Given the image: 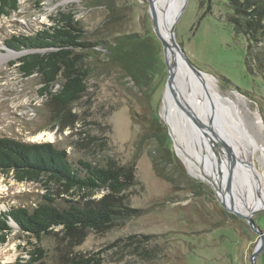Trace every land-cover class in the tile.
Returning <instances> with one entry per match:
<instances>
[{
    "label": "rangeland",
    "instance_id": "rangeland-1",
    "mask_svg": "<svg viewBox=\"0 0 264 264\" xmlns=\"http://www.w3.org/2000/svg\"><path fill=\"white\" fill-rule=\"evenodd\" d=\"M108 1L123 15L107 27L110 33L136 31L156 37L147 0ZM18 2L17 10L0 15V136L29 143L50 142L65 149L71 161L80 158L98 166L124 167L121 190L113 197L119 206L132 210L103 230H87L73 237L60 231L44 236L38 245L45 256L33 264H68L73 256L92 253L98 259L96 264H251L250 256L264 238V206L250 213L254 226L225 209L212 185L189 172L170 133L174 154L187 175L199 184L177 182V173L169 165L163 170L166 177L158 175L149 153L155 145L138 142L140 126L131 118V109L139 112L143 99L140 94V98L135 97L137 89L132 88V81L115 71H92L80 96L60 105L51 94L57 92L59 82L50 92L40 94V76H23L16 62L22 53L4 44L11 35L32 33L50 24V17L57 11L74 12L88 38L102 37L100 29L109 15L107 0H43L39 5L34 0ZM226 14L223 7L212 5L209 10L203 0H188L176 22L175 35L188 59L202 72L201 78L195 76L197 92L191 95L190 109L205 120L200 123L204 135H215L229 148L225 153L234 158L238 145L246 148L251 140L264 148V80L254 64L246 66L247 41L233 32ZM96 50L101 49L97 46ZM7 53L18 55L4 58ZM159 59L161 67L151 105L168 131L169 126L161 118L167 77L162 47ZM184 93L188 94L187 88ZM252 159L257 179L264 186V164L257 155ZM215 169L225 185L224 192L236 194L235 180L231 183L225 172L224 182L221 167ZM51 191H55L54 186ZM107 192H90L82 200L96 201ZM46 193L41 182L17 181L12 173L0 172V211L19 206L31 209ZM245 194L242 190L239 195L249 201V194ZM74 199L79 200V196ZM10 225L12 230L5 242L0 239V264H30L26 250L32 245L16 224L10 221ZM255 262L264 264V246Z\"/></svg>",
    "mask_w": 264,
    "mask_h": 264
},
{
    "label": "trees",
    "instance_id": "trees-1",
    "mask_svg": "<svg viewBox=\"0 0 264 264\" xmlns=\"http://www.w3.org/2000/svg\"><path fill=\"white\" fill-rule=\"evenodd\" d=\"M19 0H0V15H8L19 7ZM39 5L43 0H34ZM207 9L212 5L223 7L233 32L247 41L246 66L254 64L264 80V0H203ZM108 18L100 29L102 37L90 39L85 35L76 14L57 11L51 23L32 33H20L4 39V44L15 52L25 51L16 62L23 76L37 74L41 78L40 94L50 92L59 82L52 99L60 105L75 101L85 90L86 80L92 71H115L120 77L132 81L136 98L141 100V110L131 109L132 120L140 126L139 143L153 144L149 151L153 169L162 177L163 170L171 166L177 173L176 181L193 185L191 179L174 154L166 126L151 105V96L160 72L159 52L161 43L153 34L136 31H115L108 26L118 13L114 3L107 0ZM111 24V25H110ZM97 46L101 50H96ZM104 50V53L102 52ZM104 57L103 59H100ZM89 59V61H88ZM90 59L92 61L90 62ZM140 94V97H139ZM124 167L98 166L88 160L69 159L63 148L50 142H24L0 136V172L12 173L17 181L41 182L48 193L33 208L19 206L0 211V239L5 242L12 227L28 238L32 249L30 264L44 258L45 250L38 245L44 236L58 231L73 237L87 230H103L128 214V207L118 205L113 197L121 190ZM55 191H51L52 187ZM107 189L99 200L85 199L90 192ZM64 195H67V197ZM79 196V200L74 199ZM62 200L64 203H59ZM115 200V201H113ZM35 239V242L31 241ZM92 255H76L68 264H96Z\"/></svg>",
    "mask_w": 264,
    "mask_h": 264
},
{
    "label": "bare ground",
    "instance_id": "bare-ground-1",
    "mask_svg": "<svg viewBox=\"0 0 264 264\" xmlns=\"http://www.w3.org/2000/svg\"><path fill=\"white\" fill-rule=\"evenodd\" d=\"M154 1L156 10H151V13L155 19V28L158 35L165 39L167 37L171 21L176 19L178 16L180 17V13L185 6L186 0L178 12L177 8L180 5L181 0ZM17 55L18 53H7L4 55V58L9 59L16 57ZM169 55L170 61L174 64L177 72V82L179 85L182 83L184 87L188 89V94L185 95L184 93V100L191 108V103L193 102L191 95L197 92L194 91L195 76L188 71L182 59L179 57L177 49L174 45L171 46ZM163 95V104L161 107L162 119L169 126L170 134L172 135L174 145L176 146V152L184 162L189 172L193 176L201 179L204 178L206 181H209L210 184L220 188L221 186H225L224 183L219 180L220 176L217 174L218 171L216 172L215 169V167L220 166L221 174L224 176V182H226L225 172L229 173L228 177L231 183L235 180L234 191H236V194L232 195L230 192H224V199L226 198L225 200H227L229 204L236 207L234 209L245 215H250L253 210L263 207L264 186L260 185L257 179L258 171L252 159L255 155H257L260 164H264V148L261 144L251 140L249 142L250 144L247 145L246 148L242 145H238L237 150L233 149L235 150V156H233L235 158L234 159L228 155V152L227 154L225 153V151L229 150V148L227 147L228 149H226V144L224 142L223 147L222 143H220L215 135L207 134V136H204L200 129L192 124L191 120L181 110L177 99L168 86L165 88ZM205 115L207 117V114ZM194 116L196 117L198 123L205 122L203 118L196 115ZM211 124H213L216 128L213 122H211ZM222 131L226 132V130ZM225 136L226 141V133ZM199 137L202 138V140H200ZM228 144L230 145V143ZM219 145L222 146L223 149H216ZM213 146L215 148H213ZM218 158L220 160H218ZM242 190L247 193L245 195L249 194V201L242 200V196L240 197L239 194H242ZM234 196L235 198H233Z\"/></svg>",
    "mask_w": 264,
    "mask_h": 264
},
{
    "label": "water",
    "instance_id": "water-1",
    "mask_svg": "<svg viewBox=\"0 0 264 264\" xmlns=\"http://www.w3.org/2000/svg\"><path fill=\"white\" fill-rule=\"evenodd\" d=\"M147 1H148V11H149L150 18H151L152 28H153V31H154L157 39L160 41L161 47H162L163 60H164L166 73H167L165 88L168 86L171 89L173 95L175 96V98L177 99V102L179 103V106H180L181 110L191 120L192 124L194 126H196L197 128H199L203 132V135H204V134H206V131H204L203 127L200 125V123H198L196 117L194 116V114L192 113V111L190 109V106L184 100L185 87H184V85L182 83H180V85H179V83L177 82V72L175 70L174 64L170 61V58H169V56H170L169 55L170 48H171L172 45H174L176 47V49H177L179 57L182 59L183 63L187 67L188 71L190 73H192L194 76H198V77L202 76L201 75L202 72L196 66H194L191 63V61L188 59L184 49L182 48L181 44L176 39L175 25H176V22L179 19V16L176 17V19H173L171 21L170 26H169V30H168V33H167V37L165 39L161 38L158 35L157 31H156L155 19L153 17V14L151 13V10L152 11L156 10L155 1L154 0H147ZM184 1L185 0H181V3H180V5L177 8V12L182 8V6L184 4ZM187 1L188 0H186V4H187ZM186 4L183 7V11L185 10ZM20 52L22 54L25 53V51H20ZM182 85H183L184 88L182 87ZM168 133H170L169 130H168ZM213 148H215V147L213 146ZM214 151H215V149H214ZM216 152H217V150H216ZM212 187H213V189H214V191H215V193H216L221 205L225 209L233 212L235 215H237L239 217H242V218L246 219L251 226H254V221L252 219V214L245 215V214L241 213L240 211H238V210H236V209H234V208H232V207H230V206H228L226 204L225 199H224V189H223L222 186L220 187L221 189L216 187V186H214V185H212ZM263 239L264 238L261 239V243L255 248V250L252 252V254L250 256L251 264H256V262H255L256 256H257V254L261 251V249L264 246L263 245L264 244Z\"/></svg>",
    "mask_w": 264,
    "mask_h": 264
}]
</instances>
